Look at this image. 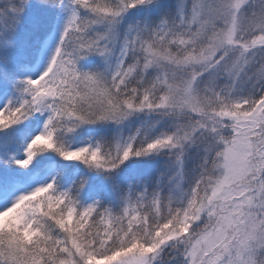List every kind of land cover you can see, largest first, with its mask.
Wrapping results in <instances>:
<instances>
[{
  "label": "snow or ice",
  "instance_id": "6c2138e0",
  "mask_svg": "<svg viewBox=\"0 0 264 264\" xmlns=\"http://www.w3.org/2000/svg\"><path fill=\"white\" fill-rule=\"evenodd\" d=\"M0 264H264V0H0Z\"/></svg>",
  "mask_w": 264,
  "mask_h": 264
},
{
  "label": "trees",
  "instance_id": "16d2710c",
  "mask_svg": "<svg viewBox=\"0 0 264 264\" xmlns=\"http://www.w3.org/2000/svg\"><path fill=\"white\" fill-rule=\"evenodd\" d=\"M38 15H39V9H36V14L34 15V17ZM21 39L22 40L30 39L33 43L37 39V33H36V30L34 29L32 20H28V22L24 24V28L22 29V32H21ZM93 135H97V134L93 133ZM13 154H15V152H13ZM47 163H48L47 159L41 161V164L37 165V169L38 170L42 169ZM54 163L55 162L53 161V164ZM198 163H199V157L197 156L195 152H193L186 164V171L192 174L190 177L191 182H192L193 172L196 169V166ZM76 170H78V174L80 178L81 179L84 178L86 170L83 166H81L80 168L69 170L68 175L65 177V180H64L65 183L68 181V179L73 175V173ZM165 170H166V160L161 159L159 162H152L150 164L142 165L138 169L130 173H125V174L128 177V179L132 182L140 183L141 181L151 180L152 184H154L161 179V174L164 173ZM93 184H95V181L93 182ZM186 184L188 188L191 186V183H189L188 181ZM89 190H92V188L90 187ZM108 206L109 205L107 204L105 205V207H108Z\"/></svg>",
  "mask_w": 264,
  "mask_h": 264
},
{
  "label": "rangeland",
  "instance_id": "374dc122",
  "mask_svg": "<svg viewBox=\"0 0 264 264\" xmlns=\"http://www.w3.org/2000/svg\"><path fill=\"white\" fill-rule=\"evenodd\" d=\"M188 1H190V0H184V2H186V3H190V2H188ZM32 2H33V3H36L37 0H32ZM179 2H180V0H164V3H166V4L169 5V6H174V5H176L177 3H179ZM35 14H36V8L32 9V11L29 13V20H33V17H34ZM23 28H24V26H23ZM187 175H188V176H187V181H188L189 183H191L190 177H191L192 174H190L189 172H187ZM123 179H124L125 183H130V180L128 179V177L126 176V174L124 175ZM143 182H144L145 184L152 183L151 180H145V181H143ZM184 190H185V191H188V186H187V184H186Z\"/></svg>",
  "mask_w": 264,
  "mask_h": 264
}]
</instances>
